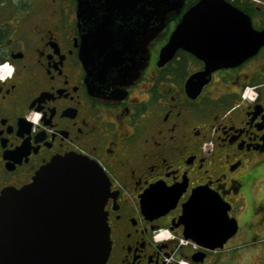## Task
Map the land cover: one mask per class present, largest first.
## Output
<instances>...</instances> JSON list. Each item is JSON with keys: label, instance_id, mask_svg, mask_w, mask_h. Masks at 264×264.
<instances>
[{"label": "flooded vegetation", "instance_id": "flooded-vegetation-1", "mask_svg": "<svg viewBox=\"0 0 264 264\" xmlns=\"http://www.w3.org/2000/svg\"><path fill=\"white\" fill-rule=\"evenodd\" d=\"M198 1L166 0L135 80L93 87L79 0H0V65L12 68L0 74V194L56 157L95 161L109 179L103 264H264V0L218 1L184 25L228 63L202 87L189 80L207 68L195 51L159 64ZM136 3L108 17L121 41H135Z\"/></svg>", "mask_w": 264, "mask_h": 264}, {"label": "water", "instance_id": "water-1", "mask_svg": "<svg viewBox=\"0 0 264 264\" xmlns=\"http://www.w3.org/2000/svg\"><path fill=\"white\" fill-rule=\"evenodd\" d=\"M123 1L79 0V16L87 27L82 58L93 87L98 83L126 85L135 80L148 62L149 42L171 9L166 0H139L140 7L136 3L135 8L140 25L130 29L135 41L131 37L124 42L120 38L124 29H106L111 22L108 17L124 11ZM218 1L223 2L199 0L192 6L173 39L160 51L159 64L181 45L204 58L206 70L189 79L198 80L200 87L209 80L206 75L212 69L228 63L207 52L204 44L187 42L181 31L192 17L213 15L211 8ZM130 9L133 11L132 3ZM107 31L118 32L111 35L113 41ZM108 190L109 179L101 166L77 154L54 158L21 189H4L0 194V264H103L110 250L109 225L103 211Z\"/></svg>", "mask_w": 264, "mask_h": 264}, {"label": "snow or ice", "instance_id": "snow-or-ice-1", "mask_svg": "<svg viewBox=\"0 0 264 264\" xmlns=\"http://www.w3.org/2000/svg\"><path fill=\"white\" fill-rule=\"evenodd\" d=\"M3 68L6 70L4 75L7 76V75H11L12 73V68L10 65L8 64H5L3 65ZM41 113L37 112L35 113L32 117H30L31 119H38L40 117Z\"/></svg>", "mask_w": 264, "mask_h": 264}, {"label": "built area", "instance_id": "built-area-1", "mask_svg": "<svg viewBox=\"0 0 264 264\" xmlns=\"http://www.w3.org/2000/svg\"><path fill=\"white\" fill-rule=\"evenodd\" d=\"M3 65H0V74L4 71Z\"/></svg>", "mask_w": 264, "mask_h": 264}, {"label": "bare ground", "instance_id": "bare-ground-1", "mask_svg": "<svg viewBox=\"0 0 264 264\" xmlns=\"http://www.w3.org/2000/svg\"><path fill=\"white\" fill-rule=\"evenodd\" d=\"M252 98V97H251Z\"/></svg>", "mask_w": 264, "mask_h": 264}]
</instances>
